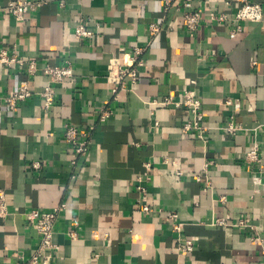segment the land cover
I'll return each mask as SVG.
<instances>
[{"label":"crops","instance_id":"1","mask_svg":"<svg viewBox=\"0 0 264 264\" xmlns=\"http://www.w3.org/2000/svg\"><path fill=\"white\" fill-rule=\"evenodd\" d=\"M14 1L0 0V51L35 59L37 71L31 97L11 110L4 97L22 74L0 64V192L7 207L0 264L26 261L36 249L24 213L60 203L58 250L49 263L35 264H264L251 229L234 225H254L264 241V189L254 193L242 160L253 138L264 154V19L234 20L238 0H192L201 19L187 31L181 0L167 10L163 0H50L18 22L7 11ZM248 1L264 11V0ZM219 14L226 19L216 21ZM80 18L91 36H74ZM151 22L156 32L148 31ZM134 46L145 49L139 78L113 100L108 59L126 62ZM65 60L72 76L54 84V103L44 109L43 67ZM187 89L201 102L203 138L182 130L187 108L145 103ZM102 105L111 113L99 121ZM230 118L243 127L234 134L222 129ZM65 123L89 133L87 153L74 166ZM204 171L209 187L195 179ZM170 211L182 223L181 238L193 239L191 252L177 249L165 219ZM219 219L224 224H215Z\"/></svg>","mask_w":264,"mask_h":264},{"label":"built area","instance_id":"2","mask_svg":"<svg viewBox=\"0 0 264 264\" xmlns=\"http://www.w3.org/2000/svg\"><path fill=\"white\" fill-rule=\"evenodd\" d=\"M48 1L50 0H17L9 3L7 6V11L14 17L16 21L21 22L24 20L26 15L47 4ZM175 1L176 0H163V10L169 9V7H171ZM238 1L240 4L233 15L234 20L259 22L264 19V11L260 4L250 2L248 0ZM59 4L62 6L64 4V0H60ZM181 5V25L187 31L196 30L201 18L199 12L192 8V0H181ZM213 18L216 21H222L226 19V16L225 14H219ZM86 23L87 21L85 19H79V23L74 28L73 32L76 38L88 37L93 34L92 30L86 28ZM157 30V24L152 22L149 23L148 31L156 32ZM238 30L240 29L238 28ZM233 34L234 32L230 33L231 36ZM144 50V47L134 46L126 62H122L119 57L115 55L108 59L106 67V79L110 84L111 99H118L119 91L126 88L125 84L127 82L132 84L138 80L140 67L144 65ZM0 64L4 66L17 65L22 74V77L18 81L15 89L10 91L9 94L4 97L5 106L12 110L16 107L18 102L24 101L30 98L32 95L29 78L35 75L37 71L36 60H25L15 49H13L10 53L6 49H2L0 51ZM43 72L47 76V81L43 89L39 92V96L42 100L43 108L49 109L53 105L55 99L56 91L54 84L62 83L65 79L71 77L72 67L70 61L65 60L64 64L62 65L46 64L43 67ZM224 102L226 104H230V99L228 98ZM145 103L150 106H175L187 108L190 112V117L181 124L182 130L185 133H190L196 137L203 138V133L207 127L202 124L203 114L201 112V102L193 90H184L178 97L167 95L161 99H151L145 101ZM110 113L111 110L109 107H107V105L100 106L98 109L99 121H104ZM242 128L243 127H241L239 124H235L232 118H230L228 123L222 127L225 132L230 134H234ZM252 130L256 132L257 127L253 128ZM62 138L74 155V158L71 160V164L74 166L77 163V160L80 157L85 156L87 153L90 142L89 133L88 131L78 129L72 123H65ZM263 159L264 154L260 149V145L257 139L253 138L248 143V147L243 151L242 160L251 174V180L254 185V193H258L260 190L264 189V181L262 180V176L264 174ZM145 167L148 170L150 167L149 163H145ZM177 174H181V172L177 170ZM195 179L198 181L203 180V183L207 187H209L211 184L205 171L203 174H196ZM138 189L142 193L145 192V187L143 186H139ZM221 200L223 201L224 199L221 198ZM63 208L64 204L60 203L52 209L41 210L32 208L24 213L27 225L34 229L37 233V244L34 253L29 259L16 264H35L37 262L49 263L54 258L55 253L58 250V244L54 241V225L59 213ZM141 208L144 211L148 210L146 205H142ZM6 214L7 207L4 202L3 195L0 192V216H5ZM177 216L178 215L176 212L170 211L166 213L165 219L167 222H169L171 231L176 233L177 249L185 253L191 252L193 250L194 241L192 238H181L180 230L182 223L176 221ZM215 224H224V221L223 219H219L215 221ZM234 225L244 226L251 229L253 234L250 235V240L258 241V243L261 245V255L264 258V241L254 225L248 224L243 220H239ZM66 235L70 239H74L77 233L75 230L69 229L66 231ZM19 258L22 257L20 256Z\"/></svg>","mask_w":264,"mask_h":264}]
</instances>
